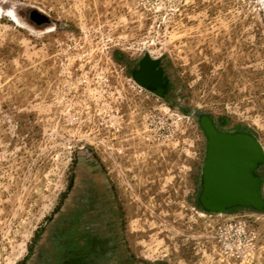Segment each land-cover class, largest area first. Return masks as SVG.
Masks as SVG:
<instances>
[{"label": "rangeland", "instance_id": "1", "mask_svg": "<svg viewBox=\"0 0 264 264\" xmlns=\"http://www.w3.org/2000/svg\"><path fill=\"white\" fill-rule=\"evenodd\" d=\"M201 116L264 154V0H0V264H264V211H198Z\"/></svg>", "mask_w": 264, "mask_h": 264}, {"label": "water", "instance_id": "2", "mask_svg": "<svg viewBox=\"0 0 264 264\" xmlns=\"http://www.w3.org/2000/svg\"><path fill=\"white\" fill-rule=\"evenodd\" d=\"M152 64V60L143 59L133 71L132 78L142 87L163 97L161 90L145 85L142 80L147 77L157 84L163 82L161 70L155 69L157 67ZM199 124L206 137L207 148L201 192L196 205L206 213H223L234 209L264 211L259 173L264 154L255 136L247 131L235 134L219 131L207 116H201ZM250 168L254 169V179L249 176ZM243 198L251 199V203H244Z\"/></svg>", "mask_w": 264, "mask_h": 264}, {"label": "flooded vegetation", "instance_id": "3", "mask_svg": "<svg viewBox=\"0 0 264 264\" xmlns=\"http://www.w3.org/2000/svg\"><path fill=\"white\" fill-rule=\"evenodd\" d=\"M155 69H158V68H155ZM142 80L144 81L145 85L149 86V87H152L153 89H156L158 91H162V84L161 83H156L153 79H147V77H143ZM146 81V82H145ZM159 86V87H158ZM158 87V88H156ZM217 128V127H216ZM218 129V128H217ZM207 130V129H206ZM219 130V129H218ZM219 131H222V130H219ZM242 130H236V131H232V132H227V131H223V132H226V133H232V134H235L237 132H241ZM249 176L250 178L254 179L256 176L254 175V169L252 170V168L249 169ZM251 180V179H250ZM256 196V195H255ZM254 197V196H252ZM244 203H251V199L249 198H243L241 199Z\"/></svg>", "mask_w": 264, "mask_h": 264}, {"label": "bare ground", "instance_id": "4", "mask_svg": "<svg viewBox=\"0 0 264 264\" xmlns=\"http://www.w3.org/2000/svg\"><path fill=\"white\" fill-rule=\"evenodd\" d=\"M16 23H17V25H18L19 27H21V28H25V26H23L19 21H16ZM156 98L159 99L158 97H156ZM198 211H200L201 213H204V214H208V215H209V213H206L205 211H202V210H198ZM251 213H254V212H251ZM256 214L264 215V214H262V213H256Z\"/></svg>", "mask_w": 264, "mask_h": 264}, {"label": "trees", "instance_id": "5", "mask_svg": "<svg viewBox=\"0 0 264 264\" xmlns=\"http://www.w3.org/2000/svg\"><path fill=\"white\" fill-rule=\"evenodd\" d=\"M200 192H201V190L199 191V194H198L197 198L200 196Z\"/></svg>", "mask_w": 264, "mask_h": 264}]
</instances>
